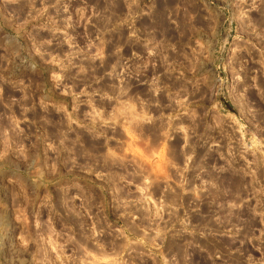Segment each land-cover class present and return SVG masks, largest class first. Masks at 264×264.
Listing matches in <instances>:
<instances>
[{
	"label": "clouds",
	"instance_id": "9594fccd",
	"mask_svg": "<svg viewBox=\"0 0 264 264\" xmlns=\"http://www.w3.org/2000/svg\"><path fill=\"white\" fill-rule=\"evenodd\" d=\"M0 264H264V0H0Z\"/></svg>",
	"mask_w": 264,
	"mask_h": 264
}]
</instances>
